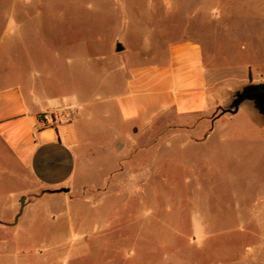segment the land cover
<instances>
[{
  "label": "rangeland",
  "instance_id": "obj_1",
  "mask_svg": "<svg viewBox=\"0 0 264 264\" xmlns=\"http://www.w3.org/2000/svg\"><path fill=\"white\" fill-rule=\"evenodd\" d=\"M97 1L0 0V89L22 83L40 90L47 71L50 85L59 86L61 63L53 59L65 54L64 39L82 43L76 59L86 66L97 42L102 51L115 39L134 54L187 34L200 37L211 54L213 85L233 84L236 92L258 84L260 74L251 70L264 62V0H122L109 9L95 7ZM224 110L235 112L227 118L229 131L256 134L249 116L264 122L253 99L236 103L229 96ZM174 122L157 125L147 147L133 154L130 185L77 191L131 198L104 202L100 215L115 210L114 232L101 234L105 247L86 249L71 264H240L264 256V154L256 151L264 144L186 142L171 136L169 130L180 128ZM3 186L10 192H0L11 198L19 191L7 181Z\"/></svg>",
  "mask_w": 264,
  "mask_h": 264
},
{
  "label": "crops",
  "instance_id": "obj_2",
  "mask_svg": "<svg viewBox=\"0 0 264 264\" xmlns=\"http://www.w3.org/2000/svg\"><path fill=\"white\" fill-rule=\"evenodd\" d=\"M120 1L94 6L115 8ZM99 45L84 66L76 59L82 43L61 41L65 54L53 59L61 63L59 86L50 85L47 71L40 90L22 83L0 89V189L6 181L19 185L12 198L9 189L0 192V264H71L82 251L105 247L100 236L114 232L115 210L101 218L104 202L131 194L77 191L130 185L133 154L169 118L180 127L169 130L171 136L186 142L206 145L216 137L222 144H264V122L254 117L250 127L258 133L229 131L233 115L221 110L236 86L211 83V54L200 37L168 38L134 54L117 52L115 39L102 51ZM251 73L264 84V62ZM256 151L264 154V148ZM240 264H264V256Z\"/></svg>",
  "mask_w": 264,
  "mask_h": 264
},
{
  "label": "water",
  "instance_id": "obj_3",
  "mask_svg": "<svg viewBox=\"0 0 264 264\" xmlns=\"http://www.w3.org/2000/svg\"><path fill=\"white\" fill-rule=\"evenodd\" d=\"M123 48L120 45L116 46V51L120 52ZM232 97H236V103L240 102L241 100L246 99H253L257 105L259 113L264 116V84H255L250 89H239L238 91L231 94ZM228 113L226 110H221V114ZM235 112H232L231 114H234ZM64 191V190H61Z\"/></svg>",
  "mask_w": 264,
  "mask_h": 264
}]
</instances>
